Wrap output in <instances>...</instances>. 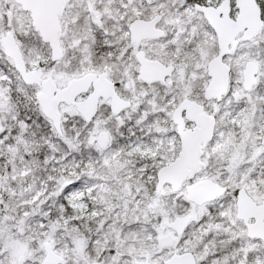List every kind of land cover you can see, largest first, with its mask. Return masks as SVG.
<instances>
[{
  "label": "snow or ice",
  "instance_id": "6c2138e0",
  "mask_svg": "<svg viewBox=\"0 0 264 264\" xmlns=\"http://www.w3.org/2000/svg\"><path fill=\"white\" fill-rule=\"evenodd\" d=\"M0 264H264V0H0Z\"/></svg>",
  "mask_w": 264,
  "mask_h": 264
}]
</instances>
